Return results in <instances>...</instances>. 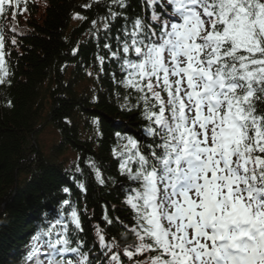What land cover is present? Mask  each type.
Wrapping results in <instances>:
<instances>
[{
    "label": "snow or ice",
    "instance_id": "1",
    "mask_svg": "<svg viewBox=\"0 0 264 264\" xmlns=\"http://www.w3.org/2000/svg\"><path fill=\"white\" fill-rule=\"evenodd\" d=\"M28 3L0 0V18L15 21ZM144 7L151 15L132 20L117 48L106 42L108 55L96 57L102 73L106 59L119 65L117 84L139 102L121 107L145 122L143 139L129 137L128 155L120 153L133 217L124 228L137 238L123 255L133 262L149 254L134 264H264V0H144ZM4 47L0 35V64ZM96 179L104 183L99 172ZM68 215L74 228L61 216L40 229L27 261L92 264L72 239L83 231L78 212ZM97 236L109 264H124L109 255L101 229Z\"/></svg>",
    "mask_w": 264,
    "mask_h": 264
},
{
    "label": "trees",
    "instance_id": "2",
    "mask_svg": "<svg viewBox=\"0 0 264 264\" xmlns=\"http://www.w3.org/2000/svg\"><path fill=\"white\" fill-rule=\"evenodd\" d=\"M89 1L48 0L42 10L34 8L17 16L13 23L18 33L6 27L8 75L0 88V264L16 263L15 247L31 227L30 220L54 207L61 198L59 189L68 185V180L63 172L66 162L60 158L68 151L78 155L81 165L84 157L92 156L103 175L101 188L92 180L86 181L82 203L85 213L93 215L96 234L101 229L104 243L112 246L109 255L119 256L122 247L134 244L133 234L124 228V225L131 226L124 202L130 181L118 173L114 163L108 162V156L114 133L141 136L144 122L139 111L122 109L124 96L111 84L107 68L104 67L106 71L98 78L99 91L94 102H91V93L79 89L84 67L89 65L98 70L92 37L85 40L83 31L92 19L105 14L103 3L84 7ZM125 2L127 8L122 14L136 17L138 1ZM74 14L86 18L80 27H70ZM97 50L100 51V46ZM71 64L74 65L72 79L63 81ZM127 104L136 103L127 100ZM258 107L264 110V104ZM43 115L59 132V141L44 165L34 141L43 130L39 128ZM91 117L97 118L100 125L95 153L90 150L91 142L83 138V134H89ZM73 191L79 198L80 193ZM106 217L115 223H107ZM87 220L84 215L82 225L85 237L90 240ZM105 257L109 259L108 255Z\"/></svg>",
    "mask_w": 264,
    "mask_h": 264
}]
</instances>
